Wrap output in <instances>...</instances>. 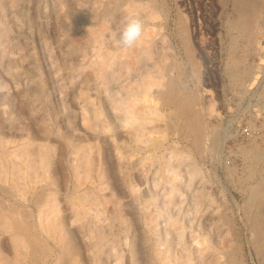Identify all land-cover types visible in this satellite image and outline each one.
Returning a JSON list of instances; mask_svg holds the SVG:
<instances>
[{
	"label": "rangeland",
	"instance_id": "obj_1",
	"mask_svg": "<svg viewBox=\"0 0 264 264\" xmlns=\"http://www.w3.org/2000/svg\"><path fill=\"white\" fill-rule=\"evenodd\" d=\"M92 2L74 41L58 22L70 0H0V264H264V1L247 31L229 26L233 0ZM132 15L143 34L125 48ZM169 76L195 95L199 148L161 94Z\"/></svg>",
	"mask_w": 264,
	"mask_h": 264
},
{
	"label": "bare ground",
	"instance_id": "obj_2",
	"mask_svg": "<svg viewBox=\"0 0 264 264\" xmlns=\"http://www.w3.org/2000/svg\"><path fill=\"white\" fill-rule=\"evenodd\" d=\"M122 0H93V2L92 3H94V2H98V3H100V9L101 10H103V12L104 13H108V15L110 14V13H113L114 11H115V8H116V6L117 5H119V3L121 2ZM264 1V0H263ZM69 2V1H68ZM88 2H90L91 3V0H88ZM126 2H127V0H126ZM126 2H125V5H126ZM260 2V0H233V4H234V11H235V13L234 14H236V17H234V18H230V20H229V26L231 27V28H239V29H241V30H243V31H247V26L249 25V23L253 20V18L255 17V15L257 14V16H258V14H259V12L258 13H256L257 12V9H259V8H261V6L258 8V3ZM85 3H87V0H70V3H68V8H67V11L66 12H64V13H60V17H59V19H58V22L59 23H61L62 25H64V27L66 26L67 27V29H66V32H68V35H69V39H72V40H74L75 41V39H76V27H75V25L76 24H74L76 21H78V20H81L82 19V16H83V8L85 9ZM261 4H262V2H261ZM264 4V3H263ZM96 5H98V4H96ZM130 6H131V4H130ZM3 7V6H2ZM7 7V6H6ZM89 7H91V6H89ZM97 7V6H96ZM88 8V7H87ZM93 9H94V7H92ZM131 8V7H130ZM4 9V8H3ZM91 9V8H90ZM95 10H96V8H95ZM100 10V11H101ZM260 10V9H259ZM89 11V10H88ZM94 11V10H93ZM89 12H92V11H89ZM99 12V11H98ZM116 12V11H115ZM66 13V14H65ZM84 13H87L86 11L84 12ZM95 13H96V11H95ZM103 13V14H104ZM58 14V13H57ZM87 15H88V13H87ZM92 16H93V13H92ZM96 16V15H95ZM57 17V16H56ZM66 17L67 18H70L71 19V21H69V22H66L67 20H65L66 19ZM84 17V16H83ZM85 18V17H84ZM254 21V20H253ZM84 22V21H83ZM91 22V21H90ZM58 23V24H59ZM80 24V23H79ZM251 24V23H250ZM250 26V25H249ZM249 26H248V28H249ZM183 27V26H182ZM181 27V29H183ZM76 28V29H75ZM246 28V29H245ZM89 29V28H88ZM238 29V30H239ZM250 29V28H249ZM184 30L185 29H183V33H184ZM248 32H249V30H248ZM247 32V33H248ZM246 33V32H245ZM92 34L93 33H91V35H89V34H87V38H88V35H89V37L91 38V37H93L92 36ZM81 36V35H80ZM95 40H100L101 39V35H98V36H95L94 35V37H93ZM93 38H92V41H94L93 40ZM68 39V40H69ZM79 39V38H78ZM78 39H77V41L75 42V44L78 42ZM86 39V38H85ZM71 40V41H72ZM91 41V39H88V41H86V42H90ZM80 41H81V39H80ZM91 41V42H92ZM97 41V42H98ZM141 41H142V39H141ZM144 41V40H143ZM187 41V40H186ZM70 42V41H69ZM73 42V41H72ZM72 42H70V44L72 43ZM84 42H85V40H84ZM140 42V41H139ZM146 41H144V43H145ZM78 43H80V42H78ZM77 43V44H78ZM82 43V42H81ZM187 43V42H186ZM76 44V47L78 46ZM86 44V43H85ZM89 44V43H88ZM184 44V43H183ZM72 45H73V43H72ZM71 45V46H72ZM81 45H83V43L81 44ZM137 45H138V43H137ZM140 45H141V43H140ZM140 45H139V47H140ZM75 46V45H74ZM188 46V45H187ZM137 47V46H136ZM144 47V46H143ZM145 47H147L146 45H145ZM132 48V47H131ZM79 49V48H78ZM80 49H82V48H80ZM142 49V46H141V48H140V50ZM145 49V48H144ZM188 49V48H187ZM148 50H149V48H148ZM74 51V50H73ZM77 51V49L74 51V52H72V53H77L76 52ZM138 51H139V49H138ZM152 51V50H151ZM131 52V51H130ZM141 51H139V53H140ZM189 52H191V51H189ZM138 53V54H139ZM142 54V56L144 57L145 55H147V53H148V51L145 49V50H143L142 52H141ZM130 54V53H129ZM135 54H136V52H135ZM135 54H134V56H132V57H136V56H138V55H136L135 56ZM192 54V53H191ZM130 55H133V54H130ZM148 55H150V52H149V54ZM100 56V55H99ZM111 56H112V54H111ZM114 56V55H113ZM96 57V56H95ZM101 57V56H100ZM109 57V56H108ZM141 57V56H140ZM140 57L138 56V60H140ZM143 57H141L142 59H143ZM189 57H190V55H189ZM192 57V56H191ZM99 58V57H98ZM104 58H106V56L105 57H103V59ZM130 58V57H129ZM137 58V57H136ZM145 58V57H144ZM109 59H111V58H109ZM112 59H114V57L112 58ZM127 59V58H126ZM146 59V58H145ZM193 60V59H192ZM99 61V60H98ZM100 61H101V59H100ZM102 61H104V60H102ZM107 61H108V59H107ZM118 59H116L115 61H112V64H115V62L116 63H119V62H121V61H119ZM141 61V60H140ZM147 61V60H146ZM105 62V61H104ZM103 62V63H104ZM109 62V61H108ZM114 62V63H113ZM123 62V61H122ZM133 62H136V59L134 58V61H132V63ZM193 62V61H192ZM95 63V62H94ZM93 63V64H94ZM103 63L101 64V65H103ZM125 63V62H124ZM138 63H139V61H138ZM142 63H144V62H141V64ZM93 64H89V65H93ZM105 64V63H104ZM109 64H111V63H109ZM123 64V63H122ZM130 64V66H131V63H129ZM125 65V64H124ZM123 65V66H124ZM126 65H127V63H126ZM158 65V64H157ZM95 66H96V64H95ZM105 65H103V67H104ZM106 66H108L107 64H106ZM98 67V66H97ZM99 67H101V66H99ZM98 67V68H99ZM134 67V66H133ZM153 67V66H152ZM158 67V66H157ZM94 70H93V74L95 75V78H97V80H99L98 82L100 83V81L101 82H104L105 84H107V80L109 79V78H111L110 76H111V71L109 72V70L107 71V67H104V68H106V69H104V70H99L97 73H95V70H97V69H95L94 67H92ZM123 68V67H122ZM127 68V67H126ZM125 68V69H126ZM147 68H149V67H147ZM159 68V67H158ZM100 69V68H99ZM143 69V68H142ZM141 69V70H142ZM244 69H246V68H244V66H243V64H242V61L241 60H239V61H237V60H230L229 62H228V64H227V73H228V77H229V82H230V84H233V86L235 85V84H239V83H241V81H242V75H244V73H245V70ZM127 70L129 71L130 69L129 68H127ZM133 70H136L137 71V69H133ZM141 70H139V72L141 71ZM89 71V70H88ZM92 71V70H91ZM126 71V70H125ZM127 71V72H128ZM131 71V70H130ZM130 71L128 72V73H130ZM114 72V71H113ZM112 72V73H113ZM115 73V72H114ZM138 73V72H137ZM143 73V72H142ZM142 73H140V74H142ZM139 74V73H138ZM146 74V73H145ZM93 75V76H94ZM113 75V74H112ZM125 75V74H124ZM149 75V74H148ZM157 75V74H156ZM143 76V75H142ZM151 76V75H150ZM155 76V75H154ZM153 77V76H152ZM72 78V77H71ZM140 78V77H139ZM139 78H136V79H139ZM143 78H146V77H143ZM157 78V77H156ZM168 78H170V80L168 81V83H167V85L165 86V89H164V93H161L162 95L163 94H165L164 96L165 97H167V99H168V102H169V104L170 105H172V108H173V116L175 117V118H177V120L179 121V126L181 127V129H182V131H180V132H183V134H182V136L184 135V136H186V137H188L189 138V140H191V142L195 145L194 147H200V142H201V137H203L202 135V133H203V126H202V123L203 122H201V117H200V114L198 113L199 112V110H198V112L194 109V107H193V102H194V99H195V95H194V97H192V95L191 96H186V95H184V94H182V93H180L179 91H177L176 89H175V86H174V81L172 80V78L169 76ZM93 79V78H92ZM134 79V78H133ZM136 79H134V80H136ZM142 79V78H141ZM141 79H139V80H141ZM152 79H154V82H155V77L154 78H152ZM173 79H175V78H173ZM147 80V79H146ZM157 80V79H156ZM177 80V79H176ZM179 80V79H178ZM150 81V80H149ZM97 82V81H96ZM152 83H153V81H151ZM158 82V81H157ZM155 83V84H158V83ZM174 82V83H173ZM98 83V84H99ZM139 83H141V82H139ZM139 83H137V84H139ZM142 83H143V79H142ZM152 83H150L151 85H152ZM101 84V83H100ZM144 84H145V82H144ZM143 84V85H144ZM103 85V84H102ZM237 85H235V86H237ZM107 86V85H106ZM138 86V85H137ZM144 86H147V84L146 85H144ZM164 86V85H163ZM104 87V86H103ZM129 87V86H128ZM132 87V86H131ZM139 87V86H138ZM107 88V87H106ZM133 88H135V87H133ZM133 88L132 89H130V91L131 92H133L132 90H133ZM164 88V87H163ZM100 90V89H99ZM160 90V89H159ZM162 90V89H161ZM102 91H104V90H102ZM105 92V91H104ZM161 92H163V91H161ZM186 92V91H185ZM134 93V92H133ZM160 93V92H159ZM136 94V93H135ZM134 94V95H135ZM161 95V96H162ZM129 96V95H128ZM133 96V95H132ZM137 96V95H136ZM136 96H134V98L136 97ZM107 97V96H106ZM111 97V96H110ZM112 97H113V95H112ZM131 97V96H130ZM129 97V98H130ZM109 98V97H108ZM119 98V97H118ZM122 98V97H121ZM125 98V97H124ZM128 98V99H129ZM194 98V99H193ZM127 99V100H128ZM132 99V98H131ZM139 99V98H138ZM163 99H164V97H163ZM136 100V99H135ZM196 100V99H195ZM117 101V100H116ZM124 101V100H123ZM137 102H139L138 100H136ZM118 102V101H117ZM111 104V103H110ZM116 104V103H115ZM130 104V103H129ZM128 104V105H129ZM168 104V105H169ZM123 105H125V104H121V103H117L114 107L116 108V109H118V110H121V111H125V108H126V105L125 106H123ZM127 105V106H128ZM134 105V104H133ZM135 106V105H134ZM125 107V108H124ZM132 108V107H131ZM129 109V107H127L126 109V113H125V115H124V117H123V120L124 121H127V123L128 124H130V123H132L133 121H135V120H133L136 116H137V114L138 113H140V112H138V113H136V112H134V110H133V112H134V114H131L132 113V109ZM139 110V109H138ZM145 110V109H144ZM147 110V109H146ZM99 111V110H98ZM137 111V110H136ZM149 111H150V108H149ZM118 111H116L115 112V114L117 113ZM143 112V111H142ZM145 112V111H144ZM135 113H136V115H135ZM171 113V114H172ZM120 114V113H119ZM119 114L117 113V116L119 117ZM140 115V114H139ZM138 115V116H139ZM145 115V114H144ZM203 116V115H202ZM140 118H141V116H140ZM131 120H132V122H131ZM140 121V120H139ZM143 121V120H142ZM175 122V121H174ZM139 123V122H138ZM136 125V124H135ZM38 126V125H37ZM264 126V125H263ZM129 127H131V126H129ZM134 127V126H133ZM139 127V126H138ZM172 127H173V125H172ZM132 128V127H131ZM46 129V128H45ZM58 129V128H57ZM179 129V128H178ZM47 130V129H46ZM46 130H42L43 131V133H45V132H47ZM134 130V129H133ZM206 130V129H205ZM41 131V132H42ZM132 131V130H131ZM49 132V131H48ZM63 134V133H62ZM64 136H66V135H64ZM63 136V137H64ZM67 136H69V135H67ZM129 136V135H128ZM183 136V138H185ZM71 137V136H70ZM137 137V136H136ZM187 138V139H188ZM132 139V138H131ZM186 139V138H185ZM69 140V139H68ZM188 140V141H189ZM203 140V139H202ZM1 141V140H0ZM71 141H72V139H71ZM79 141V140H78ZM154 142H157V141H154ZM190 142V143H191ZM203 142V141H202ZM202 142H201V144H202ZM159 143V142H158ZM0 144H1V142H0ZM157 144V143H156ZM156 144H155V148L157 147L156 146ZM199 145V146H198ZM196 147V148H197ZM196 150V149H195ZM258 153H260L259 151H258ZM257 153V154H258ZM257 157H259V155L257 156ZM258 159V158H257ZM255 162V161H254ZM7 169V168H6ZM9 181V180H8ZM5 182V181H4ZM14 185V184H13ZM14 189V188H13ZM257 190H258V188H257ZM261 190H259L258 192H260ZM261 193V192H260ZM255 194V193H254ZM258 193H256V195H254V196H258L257 195ZM262 194V193H261ZM262 196V195H261ZM263 197V196H262ZM253 198V197H252ZM251 198V199H252ZM257 198V197H256ZM257 200V199H256ZM263 200V199H262ZM262 200H260L259 201V203L260 202H262ZM252 201V200H251ZM253 202V201H252ZM251 202V203H252ZM258 203V202H257ZM263 204V203H262ZM252 205V204H251ZM257 205V204H256ZM260 205V204H259ZM38 206V205H37ZM141 206V205H140ZM255 206V205H254ZM56 207V206H55ZM146 208V207H145ZM250 208H252V207H250ZM258 208V207H257ZM259 209V208H258ZM261 209V208H260ZM21 210V209H20ZM21 212V211H20ZM40 212H42V211H39V213ZM147 212V211H146ZM250 212V211H249ZM55 213V212H54ZM258 214V213H257ZM256 214V215H257ZM256 215H255V219L257 218V217H261L260 215L258 216L257 215V217H256ZM41 217V216H40ZM253 217H254V215H253ZM263 218V217H262ZM56 219V218H55ZM40 220H41V218H40ZM148 220V219H147ZM259 220H260V218H259ZM61 222V221H60ZM257 222V221H256ZM260 222V221H259ZM261 222H262V220H261ZM255 224V223H254ZM257 224H255V226H256ZM48 226V225H47ZM259 226V225H258ZM4 227V226H3ZM2 227V228H3ZM260 227V226H259ZM8 229V228H7ZM211 230V229H210ZM204 231V230H203ZM262 231V230H261ZM70 232V231H69ZM68 232V233H69ZM263 236V235H262ZM257 237V236H256ZM17 238V236L15 237V239ZM18 239V238H17ZM260 239H261V241L260 242H262V240L264 239H262L261 237H260ZM14 240V239H13ZM194 240H196V239H194ZM201 240H203V239H201ZM256 240V239H255ZM70 241H73V239H72V234L71 233H69L68 234V238L66 239V246H68V244L69 243H71ZM257 241V240H256ZM196 242H198V240L196 241ZM201 242V241H200ZM68 243V244H67ZM258 243V242H257ZM32 247H31V250L33 251L32 253H35L34 255L38 258L39 256H37V253H39V248H38V246L33 242V240H32ZM64 246V245H63ZM72 245H70V247H71ZM57 248V247H56ZM65 248V247H64ZM64 248H62V251L63 250H65ZM28 249V248H27ZM61 251V250H60ZM65 251H67V250H65ZM64 252V251H63ZM43 254H45V253H43ZM46 255V254H45ZM54 255V254H53ZM61 257H63V256H61ZM221 257V256H220ZM15 257H13V258H9V259H5L3 262V264H22V263H19L18 261H20L19 260V258H17L18 260H16V258L14 259ZM57 258V257H56ZM60 258V257H59ZM215 258V257H214ZM214 258H212V259H214ZM218 258V257H217ZM67 259V258H66ZM214 260H216V259H214ZM231 260H233V259H231ZM218 261H219V259H218ZM237 261V260H236ZM71 262V261H70ZM214 261H212V263H213ZM217 262V261H216ZM228 263V262H227ZM233 263V262H232ZM49 264V263H48ZM63 264V263H62ZM215 264H217V263H215ZM222 264V263H221Z\"/></svg>",
	"mask_w": 264,
	"mask_h": 264
},
{
	"label": "clouds",
	"instance_id": "obj_3",
	"mask_svg": "<svg viewBox=\"0 0 264 264\" xmlns=\"http://www.w3.org/2000/svg\"><path fill=\"white\" fill-rule=\"evenodd\" d=\"M143 34V21L138 15L129 16L118 35L117 43L129 48L135 45Z\"/></svg>",
	"mask_w": 264,
	"mask_h": 264
}]
</instances>
